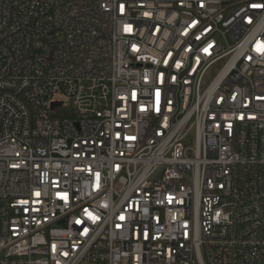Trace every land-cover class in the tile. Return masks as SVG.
<instances>
[{"label":"built area","instance_id":"2783aa9c","mask_svg":"<svg viewBox=\"0 0 264 264\" xmlns=\"http://www.w3.org/2000/svg\"><path fill=\"white\" fill-rule=\"evenodd\" d=\"M262 45L264 0H0V264H264Z\"/></svg>","mask_w":264,"mask_h":264},{"label":"snow or ice","instance_id":"6c2138e0","mask_svg":"<svg viewBox=\"0 0 264 264\" xmlns=\"http://www.w3.org/2000/svg\"><path fill=\"white\" fill-rule=\"evenodd\" d=\"M253 7H260V5H253ZM258 51H264V45L258 47ZM123 218V217H122Z\"/></svg>","mask_w":264,"mask_h":264},{"label":"water","instance_id":"95a60500","mask_svg":"<svg viewBox=\"0 0 264 264\" xmlns=\"http://www.w3.org/2000/svg\"><path fill=\"white\" fill-rule=\"evenodd\" d=\"M56 105H58V103L54 102V103H53V107L56 106Z\"/></svg>","mask_w":264,"mask_h":264}]
</instances>
